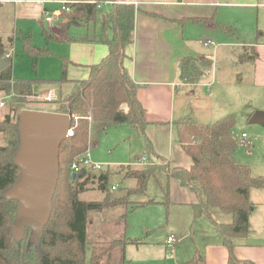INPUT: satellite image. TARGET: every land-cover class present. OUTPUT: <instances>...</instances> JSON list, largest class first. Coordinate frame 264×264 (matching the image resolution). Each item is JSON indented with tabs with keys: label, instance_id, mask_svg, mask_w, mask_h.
<instances>
[{
	"label": "trees",
	"instance_id": "1",
	"mask_svg": "<svg viewBox=\"0 0 264 264\" xmlns=\"http://www.w3.org/2000/svg\"><path fill=\"white\" fill-rule=\"evenodd\" d=\"M101 1L104 0L69 3L68 10L59 12L55 24L58 35L41 26L40 32L45 41L42 45L33 43L30 32H17V37H10L9 41H18L21 44L20 51L29 56L32 68L36 70L39 57L50 53L47 43L75 39L69 33L70 27L95 22L98 3ZM134 17L135 8L130 3L114 2L102 11L98 39L108 46V53L99 63L90 65L89 75L83 79H68V61L65 57H60L61 69L57 79L13 76L12 56L5 57V45L0 36V56L8 61V65L0 71V92L6 98V103H50L48 111L71 116L73 130L70 140H62L59 145L57 184L39 241L37 245L27 244L24 238L16 240L12 233L17 200L2 197L3 192L21 176L20 167L13 157L19 147L18 122L24 107L14 120L8 113L0 120V264H86L88 212L102 211L116 205L123 206L125 203L121 202L122 196L110 197L112 186L109 188L107 170L81 167L73 172L71 165L89 148L90 129L98 126L103 130L110 124H130L143 138L142 154L147 160L146 167L135 169L129 175L136 180V184L127 189L128 195L143 193L150 176L156 171H164L167 181L175 179L195 193L197 200L192 204L194 219L203 215L209 216L211 207L231 211L230 222L212 221L228 251L226 264H255L235 256L233 238L245 236L249 230V216L253 210L249 191L251 188H264V175H253L250 167L235 157L237 142L231 135L235 115L229 113L210 123L199 122L191 116L173 120L178 141L192 159L190 168L171 166L163 157L157 155L145 135L146 120L144 108L136 95L137 86L123 64L126 57L125 47L133 41ZM248 51L241 54L239 60H253L256 53ZM197 62L195 57H184L180 60L181 79L189 83L198 80L203 68L208 66L200 68ZM38 83L59 87L57 98L49 101L36 99L38 94L33 86ZM65 84H69L67 92L61 91ZM28 108L45 109L39 105ZM94 177L98 179L99 188L107 191L106 194L101 200H80L79 191ZM152 202V199L135 202L130 209ZM163 203H170L168 189L164 193ZM128 211L125 209L121 214L123 231L118 236L93 245L89 264L126 263L125 247L141 242V239L130 238L125 233ZM116 252L118 258L113 257Z\"/></svg>",
	"mask_w": 264,
	"mask_h": 264
},
{
	"label": "crops",
	"instance_id": "2",
	"mask_svg": "<svg viewBox=\"0 0 264 264\" xmlns=\"http://www.w3.org/2000/svg\"><path fill=\"white\" fill-rule=\"evenodd\" d=\"M4 1L6 0H0V7ZM62 1L60 0V6ZM113 1L130 3L135 8L133 41L125 47L126 57L123 64L137 86L136 95L144 108L145 135L151 141L155 153L168 161L171 166L190 168L192 164L191 157L178 141L173 125L174 119L191 116L199 122L210 123L226 114H234L235 107L242 104L253 113L255 111L264 112L263 97L258 96L253 101L248 97H238L239 92L242 93L241 88L247 87L249 84L255 87L264 83V0ZM13 2L16 14L23 19L35 17L41 19L44 10H47L44 5L45 0H13ZM58 11L60 12V9L55 10V12ZM95 25L96 23L92 26L91 22L81 25L84 28L83 35H71L75 39L60 43L64 48L52 50L54 53H59V59L60 57L67 59L68 79L88 77L90 65L99 63L108 53V46L98 39L101 28L97 30ZM17 32L25 34L30 30L16 29L7 37L8 40ZM52 33L58 35V31ZM219 38L223 41L215 43ZM2 41L4 43L3 39ZM206 41H212L213 44L205 45ZM217 44L223 46L228 53H236L234 60L226 62L225 68L229 63H234L235 69L240 70H236L235 74L230 72L227 84L223 86L220 84L222 83L221 67L217 62L213 64L205 54L207 48H211L215 53L218 48ZM10 48L11 46L9 48L5 46V51L8 52ZM248 50L256 53L255 58L239 60L240 55L249 52ZM184 57L197 58L200 68L208 66L203 68L201 74L202 78H205L204 81L198 82L197 80L194 83H189L181 79L179 62ZM238 66L240 67L237 68ZM208 68L211 71L206 70ZM215 82L218 84L216 87ZM197 86H205L209 90L211 99L214 95H222L223 91H228L229 94L223 97V102L214 103L211 101L209 109L210 103L208 106L205 103H200L198 108L195 103ZM54 93L52 90H48L43 97L46 98L48 94L53 95ZM0 97H3L2 94ZM186 98L190 100V113H183L184 99ZM212 116L216 118H211ZM2 117L0 116V120L3 119ZM233 128L231 135L234 137ZM144 159V156L141 159L136 156V161L130 165H144L138 163ZM247 165L252 173V167ZM252 174L264 175L260 172ZM170 182V193L174 197L173 203L188 206L193 216L192 204L197 200L195 193L190 188L180 185L175 179L171 178ZM254 190L251 188L249 191V199L253 203L252 211L255 208ZM184 208L187 216L188 209ZM212 208L209 209L210 217L213 216ZM229 212L231 214L229 219H222L223 216H221L215 221L230 222L232 213ZM249 221L251 222V216ZM212 236L205 244L202 262L203 264H226L228 251L223 245L222 237H220L221 235L219 237ZM260 241H262L261 244H252L247 240H241L234 248L235 256L240 259H248L255 264H264V241Z\"/></svg>",
	"mask_w": 264,
	"mask_h": 264
},
{
	"label": "rangeland",
	"instance_id": "3",
	"mask_svg": "<svg viewBox=\"0 0 264 264\" xmlns=\"http://www.w3.org/2000/svg\"><path fill=\"white\" fill-rule=\"evenodd\" d=\"M45 1L44 5L47 7V10L55 11L60 9V0ZM109 5V3L102 4L98 8L95 22H91L92 26L96 23L97 30L101 28L102 11ZM19 16L16 14L13 0H6L2 3L0 7V35L4 40L5 46L14 48L12 56L13 75L24 78H58L60 76L61 61L59 59V53H54L52 50L64 48L63 44H60L61 42L49 41L47 43V49L50 53L39 57L36 70L32 68L29 56L25 52L20 51L21 44L18 41H10L9 43L7 37L16 29L23 31L30 30L35 45L45 43L40 30L42 25L46 29L48 28L43 18L23 19ZM55 26L48 30L51 32L58 31L57 25ZM69 33L70 35H83L84 28L81 25H73L70 27ZM16 37V34L12 36V38ZM222 41L223 39L219 38L216 39L215 43ZM205 54L213 64L217 62L218 66L221 67L222 83L220 84L222 86L227 84L226 82L229 79L230 72L235 74L236 70L240 71L239 69H235L234 63H229L225 68L228 62L234 60L236 53H228L221 45H218L215 53L212 52L211 48H207ZM206 70L211 71L209 68ZM204 80L205 78L201 76L198 82ZM216 84L215 82V87ZM33 89L39 95L36 99L48 101L54 98L56 99L60 90L46 83H38L33 86ZM48 90L55 92L51 95L50 99L43 97ZM68 90L69 84L61 87V91L63 92H67ZM240 91L242 93L239 92L238 97H248L252 101L258 96L264 98V83L255 87L249 84V86L241 88ZM182 92L184 93V91ZM0 94L3 93L0 92ZM226 94H229V92L223 91L222 95H214L211 99L209 90L205 86H197V99L195 103L198 108L200 107V103H205L206 106L210 103L208 106L209 109L211 108V101L214 103L223 102V97ZM189 102L190 100L188 98L184 99L183 113H190ZM38 105L45 108L44 110H47L51 104L30 102L21 105L16 103L8 104L7 102L5 107L0 109V116L4 118V115L8 113L13 116L12 119L14 120L21 111V108L29 109L28 107ZM234 111L235 125L233 135L237 142L236 158L239 162L249 164L252 167V173L260 172L264 174V122H251L250 119L254 113L250 109H246L243 104L236 106ZM211 118L216 117L212 116ZM242 132H245L247 137L243 138L241 136ZM1 143L2 133H0ZM142 147V136L130 124H110L103 130L99 129L98 126L90 129L88 148L90 159L92 162L100 163L104 166L103 169L107 170L109 188L114 186V188H110V197L122 196L121 202H124L125 205H116L102 211L88 212L86 264H89L93 245L109 241L123 231L121 214L125 209L129 210L126 215V235L130 238H139L142 241L137 245L129 244L126 246L125 258L128 259L126 264H203L202 256L207 240L209 237H213L212 235L220 236L219 232L213 226L212 221H215L216 218H220L221 216H223L222 219H229L231 217L229 210L226 211V209L213 207L211 210L212 217L203 215L194 219L188 206L173 203L174 197L170 193L171 182L170 180L167 181L165 172L161 170L156 171L154 175L150 176L146 190L143 193H131L128 195L127 189L134 187L136 184V180L129 175L135 169L146 167V159H144V165H130V163L136 161V156H139L140 159L143 157ZM166 189L169 191L170 203L168 205L163 203ZM252 189H255V195L253 196L255 208L250 213L251 222L249 221V230L245 236L233 238L234 248L241 240H247L252 244H261L260 242L262 241L260 240L264 241V188ZM106 192L99 188L98 179L94 177L79 191L78 198L85 201L101 200ZM149 199L154 200V202L130 209L133 203ZM184 207L188 209L187 216L185 215ZM33 211L36 215L37 222L34 227H28L27 235L24 231L25 228H23L24 232L21 231L20 237L23 236L27 244L37 245L40 237L41 223L45 219L46 209L42 208L41 205L39 207L36 205ZM169 234H172L174 240L167 242L166 239ZM113 257L118 258V253H113ZM196 258H198L197 261Z\"/></svg>",
	"mask_w": 264,
	"mask_h": 264
},
{
	"label": "water",
	"instance_id": "4",
	"mask_svg": "<svg viewBox=\"0 0 264 264\" xmlns=\"http://www.w3.org/2000/svg\"><path fill=\"white\" fill-rule=\"evenodd\" d=\"M7 65L8 61L0 56V71ZM250 120L263 123L264 112H255ZM70 128L71 116L67 113L24 109L19 115L20 141L13 160L20 167L21 176L2 194L5 199L17 200L12 233L18 241L23 238L20 237L21 231H25L27 235L28 227H34L37 222L33 211L36 205L46 209L45 219L40 228L41 235L51 210V199L57 184L59 145L62 140H70L71 135L68 134Z\"/></svg>",
	"mask_w": 264,
	"mask_h": 264
},
{
	"label": "built area",
	"instance_id": "5",
	"mask_svg": "<svg viewBox=\"0 0 264 264\" xmlns=\"http://www.w3.org/2000/svg\"><path fill=\"white\" fill-rule=\"evenodd\" d=\"M79 1H82V0H67V1H62L61 2V6H60V11L61 10H68V4L69 3H73V2H79ZM91 1H96V0H91ZM105 3H109V4H112L114 3L113 0H104V1H101L98 3V8L101 7L102 4H105ZM59 18V11L58 12H55V11H48V10H44L43 12V20L44 22L46 23V27L48 29H52L55 24H56V21L57 19ZM205 45L207 44H213L212 41H206L204 42ZM13 53H14V48H10V50L8 52L5 53V57H10V56H13ZM51 95L48 94L46 96L47 99H50ZM6 105V98L5 97H0V109L5 107ZM72 126L71 128L69 129L68 131V134L69 135H72ZM243 138L247 137L246 133H243L241 135ZM139 164H145V161L144 160H141V162H138ZM81 167H87V168H92V169H95V170H98V169H102L103 166L98 163V162H92L91 159H90V154H89V150L87 149L85 151V153H83L80 158L75 161L72 165H71V170L73 172H76L79 170V168ZM112 188H114V186H112ZM168 242L170 241H173L174 240V237L172 235L168 236L167 238Z\"/></svg>",
	"mask_w": 264,
	"mask_h": 264
}]
</instances>
